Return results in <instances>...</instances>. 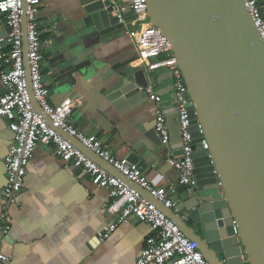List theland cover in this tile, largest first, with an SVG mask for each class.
Instances as JSON below:
<instances>
[{"label":"water","instance_id":"1","mask_svg":"<svg viewBox=\"0 0 264 264\" xmlns=\"http://www.w3.org/2000/svg\"><path fill=\"white\" fill-rule=\"evenodd\" d=\"M151 23L170 40L197 124L192 132L196 187L180 185L178 210L167 209L144 189L123 176L75 138L56 129L109 173L173 218L195 241L210 264H264V42L244 0H146ZM93 29L101 36L124 28L109 9V0H80ZM24 61L28 89L37 112L43 114L32 88L27 17L22 13ZM92 29V28H91ZM80 52L69 51L51 61L70 76ZM145 69L121 76L108 101L133 111L146 102ZM52 126L51 120L45 116ZM156 142L160 138L152 128ZM154 139L152 134H147ZM203 140L209 150L198 145ZM144 154L127 160L143 173ZM222 191L223 194L220 193ZM177 200V196H176ZM179 207H181L179 209ZM235 223V224H234ZM237 228V231L235 230ZM99 242V237L95 240Z\"/></svg>","mask_w":264,"mask_h":264},{"label":"crops","instance_id":"2","mask_svg":"<svg viewBox=\"0 0 264 264\" xmlns=\"http://www.w3.org/2000/svg\"><path fill=\"white\" fill-rule=\"evenodd\" d=\"M129 19L131 29L139 27L133 13ZM38 22L44 82L51 102L60 105L75 99L77 105L70 123L101 139L119 159H127L134 151L144 154L146 178L153 185L166 188L169 195L177 196L179 203V175L167 164L169 157L182 154L171 75L163 70L146 72L149 85L162 99L159 105L170 131L169 146H164L147 129H154L158 107L155 102L147 100L133 111H118L108 101L112 86L121 76L145 69L137 63L136 45L126 28L101 36L91 27L92 20L80 0H41ZM8 34L7 16L0 12V35ZM72 50L81 54L76 60L81 69L61 78L68 71L54 68L51 61ZM5 93L0 80V97ZM147 134H152L155 141ZM13 136L9 122L1 120L0 213L7 184L4 160ZM173 188L176 194L172 193ZM109 203L107 189L79 177L75 167L66 169L53 147L40 144L28 166L18 204L12 208L10 237L0 242V250L11 257L13 264H135L153 231L144 223L132 221L120 225L101 241V235L114 220L107 212ZM98 237L99 242H95Z\"/></svg>","mask_w":264,"mask_h":264},{"label":"built area","instance_id":"3","mask_svg":"<svg viewBox=\"0 0 264 264\" xmlns=\"http://www.w3.org/2000/svg\"><path fill=\"white\" fill-rule=\"evenodd\" d=\"M244 1L264 42V0ZM109 3L111 14L118 18L119 23L124 25L127 34L135 42L139 66L145 67L148 74L166 71L173 79L175 111L182 137V154L178 158L169 157L167 164L178 173L179 185L186 186L190 192L197 184L194 159V147L197 144L192 132V127L197 122L190 118L194 104L178 66L173 46L162 31L151 23L146 0H109ZM40 5L41 0H0V12L6 14L9 26V34L0 35V80L6 90L0 97V121L7 120L14 135L4 160L7 184L0 213V242L10 237L12 208L18 204L28 166L34 158L36 148L43 144L53 147L66 169L77 168L79 177H86L94 185L109 191L110 203L107 212L114 220L101 235V241L120 225L138 221L148 225L153 232L146 239L135 264H210L199 250L198 244L184 234L173 218L89 158L56 130L59 129L75 138L123 176L148 192L165 208L178 210L176 196L169 195L164 187L153 185L144 173L126 158H117L101 139L79 131L70 123V116L77 105L75 99H67L60 105L51 102L50 91L44 82L43 42L38 22ZM24 9L27 17V56L32 88L43 114L35 109L28 89L22 29ZM131 13L136 16V22L139 23L136 29L130 28ZM144 98L158 105L154 130L161 144L169 146L170 131L166 115L159 105L162 99L155 93L153 85L150 84L144 89ZM44 115L51 120L52 126ZM198 145L202 146L203 150H209L206 140ZM172 193H177L176 188L172 189ZM235 230L237 231L236 227ZM0 264H13L11 257L2 250Z\"/></svg>","mask_w":264,"mask_h":264}]
</instances>
